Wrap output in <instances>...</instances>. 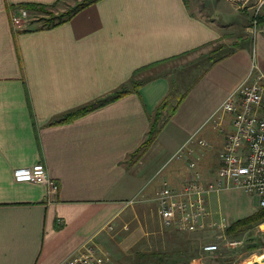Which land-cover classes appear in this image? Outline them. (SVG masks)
Instances as JSON below:
<instances>
[{"label": "crops", "instance_id": "crops-1", "mask_svg": "<svg viewBox=\"0 0 264 264\" xmlns=\"http://www.w3.org/2000/svg\"><path fill=\"white\" fill-rule=\"evenodd\" d=\"M63 2L0 0V264H62L88 246L109 261L110 223L133 214L131 204L153 201L163 181L179 189L190 176V157L170 159L191 136L210 142L190 145L199 170L217 169L225 134L216 130H233L217 112L248 77L254 49L264 73L263 33L252 48L236 33L238 25L249 32L247 11L225 0L208 9L198 0H96L58 25L35 21ZM18 7L36 14L14 27ZM222 49L229 52L215 56ZM134 76L140 83L128 94L54 123ZM170 93L171 106L173 94L186 96L136 152ZM216 116L221 124L210 126ZM38 162L60 184L51 198L45 185L14 178L15 168Z\"/></svg>", "mask_w": 264, "mask_h": 264}, {"label": "built area", "instance_id": "built-area-1", "mask_svg": "<svg viewBox=\"0 0 264 264\" xmlns=\"http://www.w3.org/2000/svg\"><path fill=\"white\" fill-rule=\"evenodd\" d=\"M35 14L25 7L10 12L14 27L24 25ZM255 57L254 50L248 77L227 96L219 109L220 113L230 115L233 130L226 132L224 146L218 155L219 165L213 174L205 176L198 168L201 154L190 145L197 141L201 147H206L208 142L197 139L196 135L171 157L170 161L190 157L191 174L179 189L173 188L169 181H163L153 198L165 227L188 233L206 228H227V219L217 222L210 218L207 201L214 192L242 189L257 196L259 209H264V74ZM13 174L18 182L45 185L50 198L60 190L59 182L51 177L43 162L32 167L15 168ZM261 226H264V219ZM218 245L210 243L203 250L213 253L219 249ZM105 263V255L88 246L69 255L62 264Z\"/></svg>", "mask_w": 264, "mask_h": 264}, {"label": "rangeland", "instance_id": "rangeland-1", "mask_svg": "<svg viewBox=\"0 0 264 264\" xmlns=\"http://www.w3.org/2000/svg\"><path fill=\"white\" fill-rule=\"evenodd\" d=\"M83 1L85 0H64L60 7L54 8L52 11H44L43 14L37 13L38 16L34 17L37 18L35 21H39V25H42L47 18L64 14ZM198 1L201 6L204 3L207 9L212 2L216 3V0ZM225 1H227L225 2L227 7H230V4L237 10L247 11L244 19L249 27L247 30L249 32L238 25L236 33L243 37L247 34L253 48L257 35L259 33L264 35V21H260L259 18L264 17V0ZM192 4L198 5L197 0H193ZM207 9L204 11L206 14L209 13ZM254 19H256V22H254ZM250 40L246 39L247 45H249ZM259 44L264 53V36L260 39ZM239 45L240 43L237 46ZM228 52L227 49H222L215 56L219 57ZM255 61L258 65L256 57ZM186 88L176 87L177 93H180L183 89L184 92H187ZM178 95L180 94H173L175 101L179 99ZM220 112H217V115L223 114ZM225 116L230 118L228 114H224L222 117ZM220 124V117L216 116L211 121L210 126ZM223 129L225 127L216 130V134L219 136L226 135ZM206 141L208 142L206 147H208L210 142L209 140ZM209 198L207 203L210 207V218L217 222H220L223 218L227 219V228L241 217L249 216L250 210H260L258 197L249 195L242 189L214 192L209 195ZM133 206L135 212L128 218L114 220L110 223L109 233L111 235L108 247H103L110 258L106 264H198L200 261L201 264H254L257 260H260L258 261L260 264H264V226H261L262 220L242 231L231 234L226 232L227 228L223 229L221 227L206 228L203 231L188 233L165 227L157 205L153 201L142 205L131 204L130 207ZM135 216L138 218H134ZM234 242L239 243L234 244ZM210 243L219 244V249L213 253L205 252L203 250L204 246ZM98 252L102 253V251Z\"/></svg>", "mask_w": 264, "mask_h": 264}, {"label": "trees", "instance_id": "trees-1", "mask_svg": "<svg viewBox=\"0 0 264 264\" xmlns=\"http://www.w3.org/2000/svg\"><path fill=\"white\" fill-rule=\"evenodd\" d=\"M96 0H85L79 4H77L75 7H73L71 10L67 11L64 14L58 15L56 17H49L47 18L44 23L43 26L45 27H51V26H55L58 25L62 22H65L69 19H71L75 14H77L79 11H81L82 9H84L86 6H88L89 4H91L92 2H95ZM31 6V5H30ZM40 10H44L42 9V6L40 7ZM45 12H47L45 10ZM260 21L264 20V17H259ZM42 26V27H43ZM140 81H138L135 76L132 77V79L126 83L125 85H123L121 88L117 89L116 91H114L113 93L107 95L106 97L97 99L94 102L88 103L87 105H84L82 107H79L73 111L67 112L66 114L62 115L59 119H56L54 121V123H60V122H68L71 121L81 115H84L100 106H103L109 102H111L112 100H115L123 95L128 94L129 92H131L133 89L138 88L137 86L139 85ZM172 94L170 93V95L160 104V106L157 109V113L154 117V119H152V123L150 126V129L148 130V133L144 139V141L142 142V144L140 145L139 149L136 152H140L145 150L146 148H148L153 142L154 140L157 138L159 132L161 131V128L163 126V119L165 117V113L166 110L168 111L169 108V114H173L176 112L179 104L184 100L186 93H182L179 96V99L177 100V102L171 106L170 104V98H171ZM264 219V209H260L256 212H254L253 214L246 216L244 218H240L236 221H234L232 224H230V226L227 228L226 232L227 233H235L236 231H242L245 228H248L250 225L263 220Z\"/></svg>", "mask_w": 264, "mask_h": 264}, {"label": "water", "instance_id": "water-1", "mask_svg": "<svg viewBox=\"0 0 264 264\" xmlns=\"http://www.w3.org/2000/svg\"><path fill=\"white\" fill-rule=\"evenodd\" d=\"M254 264H260L258 261H255Z\"/></svg>", "mask_w": 264, "mask_h": 264}, {"label": "bare ground", "instance_id": "bare-ground-1", "mask_svg": "<svg viewBox=\"0 0 264 264\" xmlns=\"http://www.w3.org/2000/svg\"><path fill=\"white\" fill-rule=\"evenodd\" d=\"M257 261H260V260H257Z\"/></svg>", "mask_w": 264, "mask_h": 264}]
</instances>
